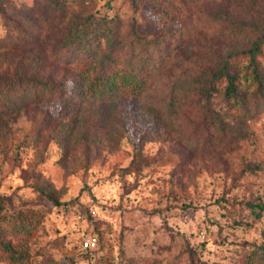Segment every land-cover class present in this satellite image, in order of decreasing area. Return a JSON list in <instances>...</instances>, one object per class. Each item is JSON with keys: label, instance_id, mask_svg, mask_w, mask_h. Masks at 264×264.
<instances>
[{"label": "rangeland", "instance_id": "rangeland-1", "mask_svg": "<svg viewBox=\"0 0 264 264\" xmlns=\"http://www.w3.org/2000/svg\"><path fill=\"white\" fill-rule=\"evenodd\" d=\"M0 8L8 15L0 13V83L16 75L57 85L0 113V264H250L264 243V210L251 208L264 205V95L247 56L233 67L243 104L225 97V79L205 78L221 52L245 49L259 33L264 0H0ZM87 16L111 19L121 36L113 49L101 38L100 51L119 56L105 73L136 67L144 93L95 101L73 78L82 61H29L54 53L62 28ZM238 24L248 33L229 38L223 29ZM257 60L264 67V45ZM87 238L93 247L82 246Z\"/></svg>", "mask_w": 264, "mask_h": 264}, {"label": "trees", "instance_id": "trees-1", "mask_svg": "<svg viewBox=\"0 0 264 264\" xmlns=\"http://www.w3.org/2000/svg\"><path fill=\"white\" fill-rule=\"evenodd\" d=\"M241 1V0H233ZM0 13L6 19L7 22V10L6 8H0ZM47 15V13H46ZM64 18L60 16L59 18ZM26 20L32 21V18ZM111 19L105 17L87 16L85 18L76 19L74 22H68L62 28L60 34V41L49 37V33L52 29H56L55 25H50L45 29L46 37L45 42L50 45L51 40L57 42V48L54 53L48 50L38 52L37 54L29 58L30 62H42L45 64L57 62L65 63L71 66L72 63L82 61L81 69L74 74L73 78L79 84L78 87L81 91L86 93L87 98L92 100H98L100 102H114L117 103L119 99L125 95H141L146 90V74L142 75L138 73L136 67L128 65V67L111 69L109 73H105L106 64L110 60H115L110 55V52H102L98 48L101 38L104 39L106 45L113 49L118 43H121V36L117 30V27L113 28L109 26ZM61 25V24H59ZM257 27V26H256ZM39 28H37L38 30ZM259 29V28H258ZM228 33L229 38L238 39L245 36L247 27L245 24H238L230 28H224ZM242 35V36H241ZM255 37L249 42L247 48L237 50L232 47L226 48L221 52L219 58L212 64V71L209 72L207 78H205L210 84L217 83L226 80L225 97L233 101V105L243 104L245 102L244 95L241 92V84L235 73H233V67L238 61V57L247 56L249 70V76L251 83L255 86L257 92L264 95V67L261 66L257 60L258 54L262 52L264 45V26L259 33L254 35ZM137 39V40H136ZM136 45L144 44L136 38ZM131 53L135 52L132 47ZM132 57V56H131ZM135 57V55H134ZM141 64L145 67H149V58H143L140 56ZM148 64H147V63ZM70 68V67H69ZM0 105L2 111L0 113H9L20 108V105L24 102L26 95L38 100L41 95V91L46 92L47 95L53 94L56 88V84L51 82L48 78H21L12 76V79L5 80L0 83ZM40 91L38 93V90ZM5 89L6 91L4 92ZM32 94V95H30ZM44 95V97H47ZM83 100V99H82ZM173 102V100H172ZM253 213L259 216L264 210L263 204H251ZM257 208L258 210H255ZM17 224V223H16ZM21 229H24L22 224H19ZM8 248V244H3ZM250 257V264L258 262V264L264 263V243L259 245L256 250L252 252Z\"/></svg>", "mask_w": 264, "mask_h": 264}, {"label": "built area", "instance_id": "built-area-1", "mask_svg": "<svg viewBox=\"0 0 264 264\" xmlns=\"http://www.w3.org/2000/svg\"><path fill=\"white\" fill-rule=\"evenodd\" d=\"M95 245V239L94 238H87L83 241L82 246L84 248H91Z\"/></svg>", "mask_w": 264, "mask_h": 264}]
</instances>
